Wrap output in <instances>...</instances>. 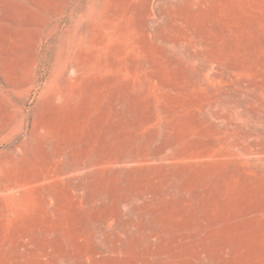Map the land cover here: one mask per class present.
Returning <instances> with one entry per match:
<instances>
[{
    "label": "rangeland",
    "instance_id": "obj_1",
    "mask_svg": "<svg viewBox=\"0 0 264 264\" xmlns=\"http://www.w3.org/2000/svg\"><path fill=\"white\" fill-rule=\"evenodd\" d=\"M0 264H264V0H0Z\"/></svg>",
    "mask_w": 264,
    "mask_h": 264
}]
</instances>
